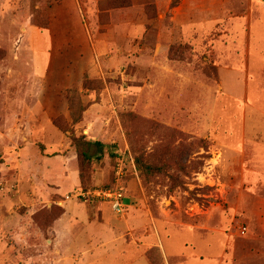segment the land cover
I'll use <instances>...</instances> for the list:
<instances>
[{
  "label": "rangeland",
  "instance_id": "374dc122",
  "mask_svg": "<svg viewBox=\"0 0 264 264\" xmlns=\"http://www.w3.org/2000/svg\"><path fill=\"white\" fill-rule=\"evenodd\" d=\"M121 167L128 211L79 195ZM74 203L147 264H264V0H0V264H94Z\"/></svg>",
  "mask_w": 264,
  "mask_h": 264
},
{
  "label": "crops",
  "instance_id": "0c3cea01",
  "mask_svg": "<svg viewBox=\"0 0 264 264\" xmlns=\"http://www.w3.org/2000/svg\"><path fill=\"white\" fill-rule=\"evenodd\" d=\"M128 208L129 204L127 203L126 211ZM82 210L81 204H68L64 209V215L50 227V233L55 242L60 240L64 243L69 241L73 243L70 246L64 245L62 256L76 253L83 256L84 259L94 260V264H120L121 262L128 264L129 261L133 264L135 260L140 259L144 264H147L146 257L141 256L142 252L137 254L134 248L129 247L128 241L116 238V235L112 233L114 227L111 223L94 218H83L87 213L83 214ZM117 252H121L125 256L117 257ZM131 253L134 254V258L128 259ZM86 264L88 263L86 262Z\"/></svg>",
  "mask_w": 264,
  "mask_h": 264
},
{
  "label": "built area",
  "instance_id": "2783aa9c",
  "mask_svg": "<svg viewBox=\"0 0 264 264\" xmlns=\"http://www.w3.org/2000/svg\"><path fill=\"white\" fill-rule=\"evenodd\" d=\"M118 176L120 178L117 179V184L111 187L106 188H95L93 190L84 191L79 193L80 196L84 197L85 199H88L90 197H97V198H103L107 201H110L112 203L113 209L117 213H123L126 212L127 209V203L125 200V193H124V186L120 184L121 176L122 174V167L118 171Z\"/></svg>",
  "mask_w": 264,
  "mask_h": 264
},
{
  "label": "trees",
  "instance_id": "16d2710c",
  "mask_svg": "<svg viewBox=\"0 0 264 264\" xmlns=\"http://www.w3.org/2000/svg\"><path fill=\"white\" fill-rule=\"evenodd\" d=\"M72 144L76 148L77 152L86 160H92L96 158L102 159L104 156V149L108 145L97 140H86L85 138L75 137L73 138Z\"/></svg>",
  "mask_w": 264,
  "mask_h": 264
}]
</instances>
